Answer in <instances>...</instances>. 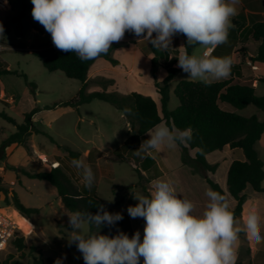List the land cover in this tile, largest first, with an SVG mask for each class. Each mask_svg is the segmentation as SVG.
I'll use <instances>...</instances> for the list:
<instances>
[{
	"label": "clouds",
	"instance_id": "1",
	"mask_svg": "<svg viewBox=\"0 0 264 264\" xmlns=\"http://www.w3.org/2000/svg\"><path fill=\"white\" fill-rule=\"evenodd\" d=\"M7 3V0H5ZM32 18L50 33L55 47L76 53L81 61L107 54L113 43L126 32L153 48L167 51L177 34L186 36L187 46L176 57L177 67L189 80L210 85L230 75L231 57H217L213 51L227 43L241 0H31ZM0 34H4L0 23ZM199 45L200 55L189 54L188 47ZM131 113V109H125ZM133 154L155 156L163 148L173 149L193 139L191 127L179 129L157 124L147 133ZM202 151V150H201ZM71 164L80 171L85 188L95 180L92 168L82 159ZM207 203L196 215L195 204L177 195L174 182L157 178L149 195L132 192L137 203L128 206V215L145 221L143 238L136 231L131 237L118 231L114 236L91 233V227L113 226L123 219L99 205L95 214L75 211L68 214L69 246L75 244L84 264H236L239 234L250 241L264 243L262 217L250 206L241 223L224 195L208 188ZM111 201V200H110ZM55 264H62L60 259Z\"/></svg>",
	"mask_w": 264,
	"mask_h": 264
},
{
	"label": "rangeland",
	"instance_id": "2",
	"mask_svg": "<svg viewBox=\"0 0 264 264\" xmlns=\"http://www.w3.org/2000/svg\"><path fill=\"white\" fill-rule=\"evenodd\" d=\"M8 1L11 10H0L2 16L0 23L4 27V34H0V44L6 46L0 52V69L8 68L11 71L27 74L29 81L35 82L37 88L33 92L22 77L0 74V90L5 92L10 102V104L0 103V146L5 139L17 132L16 125L3 118L2 113L14 119L17 124H23L25 115L38 108L33 115V123L39 132L26 136V147L13 144L4 153L0 152V213L17 223V236L24 237L25 245L23 249H19L14 242L16 236L8 247L0 252V264H34L36 260L41 261V264H47V258L60 259L62 264H84L82 254L75 244L69 246L67 238L71 229L68 226L67 215L70 212L63 206L56 188L47 181L26 177L19 169L38 173L50 171L59 166L66 170L76 185L81 186L83 182L80 171L72 166L73 159L59 146L78 152L82 160L92 168L95 176L92 187H97V195L104 200L106 210L110 213H122L123 219L116 223L118 228L129 234L134 225L141 233V239L145 221L143 218H131L127 213V208L137 203L133 199L132 192L138 191L144 194L143 189H148L150 193L151 184L145 177L141 180L134 166H138L137 159L134 158L135 155L132 152H128L127 160H122L120 155L112 151L118 150L130 134V128L126 126V121L118 109L100 100H93L78 108L53 106L56 103L73 99L81 89L82 82L67 78L61 71L48 72L43 67L42 62L33 52L40 50L43 46H55L50 33L32 18L31 0ZM23 2L29 6V10L23 20L24 35L18 37L15 29L6 26L5 23L11 16L22 12ZM125 35L135 36L131 32H126ZM130 39L139 40L124 36L121 41ZM137 44L142 49H150V43L147 41H137ZM197 51L200 54L202 52L199 45L195 46L193 54L200 55ZM119 57L126 58L121 54ZM132 59V56H129V61ZM135 62L141 84L148 83L151 80V66L148 61L144 58L140 60L135 58ZM160 75L161 73H159V78ZM187 78L188 74L181 71L169 85V109L171 111L179 105L174 90L181 80H189ZM89 85L93 86V83ZM100 88L88 87L87 91H101ZM257 92H260V88ZM224 105L245 117L251 115H258L260 119L264 117V113L253 105L243 110H236L227 103ZM95 148H98L100 152ZM175 149L180 151L182 161V148L177 145ZM256 149L260 159L264 162V140L256 146ZM167 150L171 161L168 164L165 163L167 170L164 171L161 179H170L174 182L178 197L187 198L195 203L196 197L202 195L204 201L207 202V197L200 187L202 183L205 190L210 188L202 180L206 176L219 184L227 194L226 199L231 201L226 183L227 165L231 161L230 155L226 156L220 151L211 154L207 161L211 165H216L215 171L211 173L194 170L183 162H181L183 166H177L174 164L176 161L172 156V150L168 148ZM3 190L16 191L25 206L37 208L39 213L31 214L30 217L23 216L27 223L22 227L23 221L19 218L20 213L12 205L11 194H9L10 204L7 205ZM198 192L202 193L198 194ZM203 210V207H195L198 215L202 214ZM238 220L243 223V220ZM261 224V234L264 235V223L261 222ZM96 232L103 235L101 231ZM245 235V232L239 234L236 264H248L251 258L247 247L248 243L254 244L255 242L245 241Z\"/></svg>",
	"mask_w": 264,
	"mask_h": 264
},
{
	"label": "trees",
	"instance_id": "3",
	"mask_svg": "<svg viewBox=\"0 0 264 264\" xmlns=\"http://www.w3.org/2000/svg\"><path fill=\"white\" fill-rule=\"evenodd\" d=\"M28 10L29 6L23 2L22 12L9 18L5 23L6 26L15 29L18 37L24 35L25 25L23 20L26 18ZM233 22L237 24L236 20H233ZM175 36L184 38L185 46H187L186 36L182 34ZM250 36L254 42L258 43L256 55L252 60L264 65V19L252 23ZM128 37L140 39L136 36ZM132 43H135L134 39L113 43L108 53L106 55L101 54L100 58H104L113 65H118L119 62L112 56L113 51ZM194 47H188L187 51L190 55ZM150 49L154 54L151 60V76L154 78L155 87L160 94V111L151 97L137 92L128 95L107 91L88 92L86 80L90 67L96 59L81 61L76 53L63 52L55 46H43L40 50L34 51L33 54L40 59L43 67L48 72L61 71L67 78L79 80L83 83V86L73 99L56 103L53 105L54 107L62 105L78 108L93 100H100L111 104L122 112L132 127L131 134L123 145L115 151L122 160H127L126 157L121 155L122 151L133 153L144 141L148 131L162 122L169 127L181 130L192 128L193 139L186 145H178L183 150L182 162L194 170L213 173L216 165L208 163L207 155L215 151H222L226 146L232 149H241L245 155V160H234L229 167L226 179L228 192L237 201V205L232 211L236 218L240 217L244 209V191L249 187L255 192L264 193V187L262 186L264 181V162L260 159L255 148L256 143L264 134V120L261 121L257 115L245 117L236 112L225 110L221 107V104L227 103L236 110H243L253 105L264 112V95L258 96L251 83L242 82L234 78L213 82L207 86L201 82L182 80L177 84L174 91L179 100V105L175 110L171 111L168 108L170 102L169 84L176 73L182 69L172 66L175 61H170V53L168 51L157 50L151 44ZM160 67L165 68L168 74L162 82H157V70ZM2 73L22 77L31 90L35 92L36 83L29 81L27 74L0 69V74ZM260 81L264 83V78L260 79ZM99 82L105 87L113 83L112 80L107 79H102ZM1 102L3 101L0 99ZM126 108L131 109V113H125L124 110ZM37 111L38 108H35L30 113H27L23 124H17L14 119L5 113L1 114L3 118L16 125L17 132L2 142L0 152L4 153L13 144L26 147V136L39 132L33 123V115ZM59 148H63L70 158L79 159L80 154L78 152L68 147L59 146ZM189 149L196 151L194 157L189 155ZM145 160L152 163L155 162L152 157H145ZM56 167L50 171L38 173H32L25 169L19 170L28 178L47 181L55 187L63 206L70 213L81 211L95 214L99 205H103L106 210L105 202L97 195L95 187L89 190L83 184L81 186L76 185L65 169L59 166ZM139 175L142 180L143 177L140 173ZM206 181L213 190L225 195L219 184L207 177ZM3 192L5 194V203L7 205L10 204L9 194H11L12 205L21 215L30 217L31 214L39 213V209L25 206L16 191L3 190ZM143 192L145 195L150 194L148 189H143ZM90 231L91 233L101 231L103 235L108 236L117 234L114 225H101L99 229L92 226ZM14 242L19 249L25 247L24 237L22 236L18 235ZM55 261L52 258L46 259L47 264H55ZM40 262L36 260L34 264H41Z\"/></svg>",
	"mask_w": 264,
	"mask_h": 264
},
{
	"label": "crops",
	"instance_id": "4",
	"mask_svg": "<svg viewBox=\"0 0 264 264\" xmlns=\"http://www.w3.org/2000/svg\"><path fill=\"white\" fill-rule=\"evenodd\" d=\"M0 17H2L1 13H0ZM260 19H264V0H241V4L238 6V14L232 18L233 27L229 31L227 43L219 45L213 51L212 55L217 56V57H231L232 58L233 64L231 66V72L228 78L226 79L234 78L242 82H249L254 86L255 92L257 95H264V83L260 81V79L264 78V65L258 64L252 60L256 55L258 43L254 42L250 36V29H251L252 23ZM233 20H236L237 24H234ZM125 37H128V36H125ZM137 41L139 40H136L135 43L129 44L128 46L119 47L113 51L112 56L114 59H116L119 62L118 65H113L111 62L105 60L104 58H100V57L96 58L93 65L90 67V70L88 73V78L86 80L87 88L96 87L98 89L101 87L100 88L101 91L117 92L122 95H128L133 92H137L144 96L151 97L156 102L157 107L160 111V94L158 93L155 87V80L151 76V68H150L151 80H149V82L146 84H141L142 81L140 79L139 73L137 72L135 68V63H136L135 58L139 60L144 58L148 61V64L151 66V60L154 57V54L152 53L151 49L147 50V48L145 49L140 48L137 44ZM181 46H185L184 38L180 36H174L172 39V48L167 50L170 53V56H169L170 61L171 60L175 61V63L172 65L174 67H177V64H178V60L176 59V57L180 54L181 51L184 50L183 48H179ZM5 47H6L5 44H0V52L3 51ZM149 48H150V44H149ZM197 52L198 54H200L199 51ZM193 53H195V47L193 48L191 54ZM119 54L126 56V58L125 59L120 58ZM129 56H132L133 58L131 61H129ZM181 71L182 70L176 73L173 80L176 79L177 75ZM159 73H161L160 78H159ZM116 74L118 76H116ZM167 74L168 73L165 68L163 67L158 68L157 82H162L166 78ZM102 79L112 80L113 83L105 87L104 85H101L99 82ZM226 79H220L214 82L222 81ZM90 83H93V86H90L89 85ZM82 86H83V83H82ZM258 88H260V92H257ZM92 89H95V88H92ZM169 90H170V87H169ZM95 91H100V90H93L91 92H95ZM0 99L5 103L10 104L3 90H0ZM221 107L224 108L225 110L235 112L232 108L228 107L227 105H224V103L221 104ZM168 108H169V105H168ZM247 117H250V116H247ZM123 118L126 121V126L130 128L129 133L131 134L132 132L131 124L127 121L124 115H123ZM260 120L261 121L264 120V117L261 118ZM161 124H165V123L162 122ZM148 138L149 137L146 134L144 140ZM262 140H264V134L262 138L256 143L255 148L258 144L262 142ZM95 150L100 152L98 148H95ZM115 150H112V151L115 153ZM171 150L173 154L172 156L175 157V161H176V163L174 164H176L177 166H180V165L183 166L181 163L182 161H181L180 151H178V149H175V148ZM240 150L241 149H232L229 146H226L222 151H220L224 155L226 156L230 155L231 157V161L227 165V173H228L231 163L234 160H241V161L245 160V155L244 153H241L242 150L241 151ZM195 152H196L195 150L189 149V154L191 157L195 156ZM211 154L207 155L206 158H208ZM121 155L123 157L129 158L128 153H125L124 151L121 152ZM89 156L87 158H89ZM134 158L137 159V163H138V166L136 165L134 166L136 167V169L138 170V172L141 174L143 178L144 177L147 178V180L149 181V184H151L153 180L157 178H161L164 175V171L167 170L165 167V163L168 164L171 161L169 152L166 147L156 154L155 159H153L155 161L154 163L148 160H145V158H140L137 156H134ZM79 159H82L81 154H80ZM202 180L208 186H210L206 181V177H204ZM201 184H200L201 190L202 192L205 193L206 192L205 186ZM197 185H199L198 182H197ZM197 185H195V187H197ZM262 186L264 187V181L262 183ZM95 189L97 192L96 186H95ZM202 192H198V194H201ZM244 195H245V202L243 205L244 209L240 217H238L237 219L244 220V218L247 215L248 208L250 206L255 205L259 213L261 214V217H262L261 222L264 223V216H263L264 215V206H263L264 193L255 192L251 188L248 187L244 191ZM224 196L225 197L227 196L226 192ZM206 203L207 202L204 201V196L200 195L196 197V201L194 204L197 206V208L199 207L204 208ZM229 203L231 206V210H234L237 205V201L231 196V201ZM194 214L198 215L197 212L195 211H194ZM114 226H115L116 233L118 231H121L116 224ZM136 231H137L136 227L132 225L130 232L128 234L129 237H131ZM245 241L250 242L247 235H245ZM247 251L248 252L250 251L249 255H251V258L248 260V264H264V243H261L259 245H257L256 243L254 244L248 243ZM140 263L143 264L142 258H141ZM239 264H242V263H239Z\"/></svg>",
	"mask_w": 264,
	"mask_h": 264
},
{
	"label": "built area",
	"instance_id": "5",
	"mask_svg": "<svg viewBox=\"0 0 264 264\" xmlns=\"http://www.w3.org/2000/svg\"><path fill=\"white\" fill-rule=\"evenodd\" d=\"M10 9L11 5L8 0L7 3L5 0H0V10ZM16 236L17 225L0 213V252L4 251Z\"/></svg>",
	"mask_w": 264,
	"mask_h": 264
},
{
	"label": "bare ground",
	"instance_id": "6",
	"mask_svg": "<svg viewBox=\"0 0 264 264\" xmlns=\"http://www.w3.org/2000/svg\"><path fill=\"white\" fill-rule=\"evenodd\" d=\"M1 211H2V210H1ZM17 213H18V212H17ZM18 215H19V218L22 219L23 222H22L21 225H22V227H24L25 224L27 223V221H26V219L23 217V215H21V214H18ZM15 224L17 225V223H15Z\"/></svg>",
	"mask_w": 264,
	"mask_h": 264
}]
</instances>
